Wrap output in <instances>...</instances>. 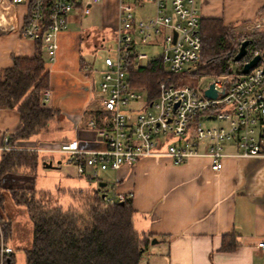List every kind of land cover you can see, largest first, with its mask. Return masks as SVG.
Masks as SVG:
<instances>
[{
	"label": "crops",
	"instance_id": "0c3cea01",
	"mask_svg": "<svg viewBox=\"0 0 264 264\" xmlns=\"http://www.w3.org/2000/svg\"><path fill=\"white\" fill-rule=\"evenodd\" d=\"M122 1L131 2L77 0L56 34L54 58L48 60L44 53L46 106L57 111V126L72 130L62 137L78 140L84 149L105 148L88 125L92 117L87 111L101 106L89 60L109 39L116 40ZM196 1L200 17H219L227 24L264 15V0ZM146 5L152 11L145 18L154 14V5L143 2L135 7V19H143L135 13ZM27 13V0H0V69L11 66L13 56L34 53L35 40L21 32ZM18 127V111L0 108V143ZM33 144L34 139H27L11 145ZM115 171L113 195L133 193L134 227L159 245L155 250L147 245L152 255L146 264H264L258 246L264 241V159L225 157L221 169L214 171L205 157L179 165L166 157H141Z\"/></svg>",
	"mask_w": 264,
	"mask_h": 264
},
{
	"label": "built area",
	"instance_id": "2783aa9c",
	"mask_svg": "<svg viewBox=\"0 0 264 264\" xmlns=\"http://www.w3.org/2000/svg\"><path fill=\"white\" fill-rule=\"evenodd\" d=\"M76 1L50 0L47 7L44 0L31 3L21 32L34 40L42 39L48 60L55 56L56 34L64 26ZM143 2L154 5V14L135 19V7ZM44 10L48 12L46 19ZM118 15L115 57L104 58L106 69L99 81L105 127H96L93 119L88 121V125L96 129L98 138L104 141L105 148L84 149L74 139L49 150L65 153L67 162L86 177H97L108 168L117 170L123 165L130 166L141 157H166L176 165L191 158L205 157L214 171L221 169L225 157L264 159V55L247 48L239 61H232L237 64L236 71L230 66L228 73L207 76L209 80L204 86L177 85L168 76L159 81L158 95L149 101L145 90L132 85L127 75L130 68L141 67L151 57L140 52L138 46L161 45L159 56L168 73L191 67L201 49L197 1H122ZM251 26L264 28V15ZM43 27L46 28L43 30ZM256 54L261 55L262 60L247 73H241L243 64ZM210 84L217 92L214 98L204 94ZM48 95L49 89L42 91L44 103ZM208 120L218 124L204 126L203 122ZM12 149L39 150L35 146L10 145L8 138H3L0 151ZM132 196V192L105 193L102 201L104 205H110ZM258 246L264 252V241ZM12 251L8 244H0L1 257Z\"/></svg>",
	"mask_w": 264,
	"mask_h": 264
},
{
	"label": "trees",
	"instance_id": "16d2710c",
	"mask_svg": "<svg viewBox=\"0 0 264 264\" xmlns=\"http://www.w3.org/2000/svg\"><path fill=\"white\" fill-rule=\"evenodd\" d=\"M32 1L27 0V16ZM44 1L47 7L50 0ZM47 13L44 10V19ZM199 33L201 49L193 67L168 73L160 56L153 55L141 67L128 70L131 84L143 88L151 101L158 95L159 81L168 76L177 85H182L187 83V76L198 78L228 73L243 39H248L249 50H258L264 55V28L243 33L222 18L200 17ZM45 89H49V74L45 69L43 41L39 37L35 39L33 55L13 56L11 66L0 69V108L16 109L19 113V127L9 136L10 145L30 139L56 115L57 111L43 101ZM87 113L96 127H105V112L101 106ZM39 160L36 151H0V189L2 179L10 173L34 175ZM8 190L16 204L25 206L33 222L31 246L24 250L26 264H140L152 239L151 235L140 233L134 227L132 197L104 205L101 192L105 187L67 190L76 206L66 209L38 199L34 188L9 187ZM1 201L0 195V206ZM0 223L2 234L8 237L10 221ZM0 264H14L13 252L0 256Z\"/></svg>",
	"mask_w": 264,
	"mask_h": 264
},
{
	"label": "rangeland",
	"instance_id": "374dc122",
	"mask_svg": "<svg viewBox=\"0 0 264 264\" xmlns=\"http://www.w3.org/2000/svg\"><path fill=\"white\" fill-rule=\"evenodd\" d=\"M152 6L146 5L145 8L136 10V16L138 18H145L147 12H151ZM147 11V12H146ZM254 20L243 21L242 23L233 24L236 31H250L256 29L252 27ZM137 38V37H136ZM116 40L111 38L105 44L103 48H99L90 57L92 63L93 78L95 91L99 87V81L101 79L102 72L106 69L104 65V58L106 56L115 57ZM140 52L146 53L148 56L159 55L162 51L161 45H139ZM195 63H192L193 67ZM231 67L236 71L237 64H231ZM185 84L196 86L197 84L204 86L209 78L206 75H201L198 78L185 77ZM57 115H54L44 128L39 129V132L32 136L30 139H34L33 145L38 147L35 149H23L29 151H36L39 153V162L36 167L34 175L27 174L26 172L10 173L2 179V185L0 189V195L2 197L0 206V221H10L11 230L8 237L2 234V228L0 223V244H8L13 249L14 264H26L25 263V249L31 246L32 228L33 222L29 217V214L25 206L16 204L9 193V187H30L37 191L36 197L47 201L50 205L61 206L66 209L72 206H76L75 200L66 192L67 190H84V189H96L99 181L107 182L105 190L108 195H113V191L110 188L116 180V171L108 168L99 173L97 177H86L77 173L75 166L72 163L67 162V155L61 151L49 150L59 147V144L66 141L65 137L69 136L72 132L71 129L60 128L56 123ZM218 124L217 121H204V126H212ZM45 147L47 149H41ZM166 147V146H165ZM49 148V149H48ZM22 150V149H17ZM52 160V167H45L44 161ZM137 215L135 214V218ZM154 238L150 240V249H158V244L152 242ZM151 253L144 250L140 264H146L147 259L151 258Z\"/></svg>",
	"mask_w": 264,
	"mask_h": 264
},
{
	"label": "water",
	"instance_id": "95a60500",
	"mask_svg": "<svg viewBox=\"0 0 264 264\" xmlns=\"http://www.w3.org/2000/svg\"><path fill=\"white\" fill-rule=\"evenodd\" d=\"M249 41L248 39H243L239 45V48L237 50V52L235 53V55L233 56V61H239L241 59V57L243 55H245L246 51H247V45H248ZM261 55L256 54L254 55L252 58L249 59L248 62L244 63L242 68H241V73H247L249 71L250 68H252L253 66H255L259 60L261 59ZM263 70H264V61H263ZM204 94L208 97H216V90L213 88V84H210V86L208 88H206L204 90ZM43 165L45 167H52V160H48V161H44ZM107 185V183L105 181H99L98 182V189L105 187ZM105 196V192H101V198H103ZM152 242H155V239H153Z\"/></svg>",
	"mask_w": 264,
	"mask_h": 264
}]
</instances>
